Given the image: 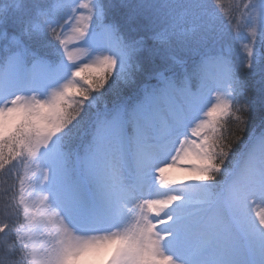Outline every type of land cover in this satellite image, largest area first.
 Returning <instances> with one entry per match:
<instances>
[{"label":"snow or ice","instance_id":"6c2138e0","mask_svg":"<svg viewBox=\"0 0 264 264\" xmlns=\"http://www.w3.org/2000/svg\"><path fill=\"white\" fill-rule=\"evenodd\" d=\"M237 8L0 0V264H264V0Z\"/></svg>","mask_w":264,"mask_h":264},{"label":"trees","instance_id":"16d2710c","mask_svg":"<svg viewBox=\"0 0 264 264\" xmlns=\"http://www.w3.org/2000/svg\"><path fill=\"white\" fill-rule=\"evenodd\" d=\"M211 2H212V0H209V3H211ZM245 2H246V0H220V7H221V10L225 14L231 13V14L236 15V14H238V11H239L237 8V5L242 7ZM233 55H234V58H235L237 65H239L242 61L243 53H242V51L238 45H234ZM242 76H246V73L242 72ZM247 78L249 79V82H250V88L252 90H254L256 87L254 80L251 77H247ZM106 98H110V93L107 94Z\"/></svg>","mask_w":264,"mask_h":264},{"label":"rangeland","instance_id":"374dc122","mask_svg":"<svg viewBox=\"0 0 264 264\" xmlns=\"http://www.w3.org/2000/svg\"><path fill=\"white\" fill-rule=\"evenodd\" d=\"M246 2H247V0H246ZM246 2H245V3H246ZM176 175H177L178 177H180V176H182L183 174L177 172ZM107 255H108V253H101V254H100V255L94 260V264H104V261L106 260Z\"/></svg>","mask_w":264,"mask_h":264}]
</instances>
